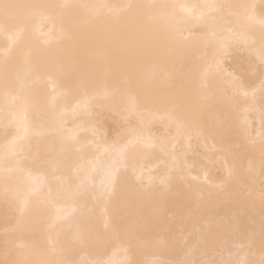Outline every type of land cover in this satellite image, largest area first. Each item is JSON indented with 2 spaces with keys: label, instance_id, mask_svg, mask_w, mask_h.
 <instances>
[{
  "label": "bare ground",
  "instance_id": "obj_1",
  "mask_svg": "<svg viewBox=\"0 0 264 264\" xmlns=\"http://www.w3.org/2000/svg\"><path fill=\"white\" fill-rule=\"evenodd\" d=\"M0 264H264V0H0Z\"/></svg>",
  "mask_w": 264,
  "mask_h": 264
},
{
  "label": "rangeland",
  "instance_id": "obj_2",
  "mask_svg": "<svg viewBox=\"0 0 264 264\" xmlns=\"http://www.w3.org/2000/svg\"><path fill=\"white\" fill-rule=\"evenodd\" d=\"M228 61V60H227ZM229 63H227L228 65L230 64V63H232V61L230 60V61H228Z\"/></svg>",
  "mask_w": 264,
  "mask_h": 264
}]
</instances>
